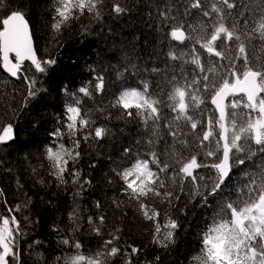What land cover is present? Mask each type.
<instances>
[{"label":"snow or ice","instance_id":"6c2138e0","mask_svg":"<svg viewBox=\"0 0 264 264\" xmlns=\"http://www.w3.org/2000/svg\"><path fill=\"white\" fill-rule=\"evenodd\" d=\"M207 4L208 0H112L110 5L106 0H56L52 21L46 25L45 49L59 47L62 32L70 31L74 22L83 25L86 12L90 23H102L105 15L119 21L138 14L126 26L136 22L147 25L155 43L141 55L139 33L126 42L113 41L111 48L118 50L119 59L110 65L112 77L105 74L107 67L100 71L98 64L86 63L84 69L91 77L86 83L72 92L66 83L58 87L74 104L65 99L63 117L54 114L57 127L48 135L57 150L45 144L43 151L36 153L39 158L46 154L48 174L53 178L49 184L42 179L38 182L54 186L57 191L52 195L63 192L70 201L67 224L51 225L58 245L67 249L56 254L55 264H160V255L141 261L142 248L119 243L123 227L109 226L100 197L92 200L97 212L86 217V224L81 222L79 201L93 188V181L68 167L71 161L75 168L81 157L77 151L81 139L75 137L82 133L83 141L88 142L94 131L95 146L114 134L107 125L93 130L92 109L81 107L82 97L96 102L98 96L101 100L96 110L106 113L105 120H110L115 110L117 119L135 123L138 132L135 142L122 147L119 159L112 160L113 175L105 174L98 181L106 180L105 187H116L115 177L121 181L119 197L128 199L113 194V215L122 206L132 205L138 206L143 221L155 222L161 211L150 208L146 201L158 198L153 203L162 206L166 218L163 231L156 222L154 230L146 227L145 232L151 236V244L167 252L176 244L182 227L177 213L187 216L189 205L199 206L208 211L197 226L196 246L183 258L184 264H264V0H211L210 7ZM143 6L150 10L142 14L141 21L139 9ZM25 7L23 0L15 6L0 0V10L8 9L0 16V61L5 72L22 80V85L13 89L20 96L19 108H10L17 120L50 95L44 79L57 64L53 56H41L34 47ZM194 10L195 23L189 19ZM83 33L90 35V28L83 26ZM26 61L30 62L27 66ZM128 77L135 79V85L126 83ZM117 84L118 89L105 102L109 85ZM39 123L37 118L32 126ZM63 128L68 129L74 144L71 149L60 143ZM14 129L11 123L2 128L0 145L16 139ZM238 168L241 171L234 175ZM65 173L73 177V192L68 191ZM41 202L50 204L44 197ZM31 203V197L23 203L28 209L24 225L15 215L0 216V264H23L20 239L30 234L26 229L39 224L38 217H31ZM127 215L125 211L117 219ZM136 218L134 215L132 220ZM77 233L96 238L95 250L83 254ZM40 243L37 239L28 247ZM133 255L137 256L135 262ZM36 256L39 260L41 253Z\"/></svg>","mask_w":264,"mask_h":264},{"label":"trees","instance_id":"16d2710c","mask_svg":"<svg viewBox=\"0 0 264 264\" xmlns=\"http://www.w3.org/2000/svg\"><path fill=\"white\" fill-rule=\"evenodd\" d=\"M8 2L15 6L21 3V0H8ZM106 2L110 5L112 0H106ZM157 2L162 3L163 0H157ZM210 2L211 0H208L206 7H210ZM23 3L26 5V18L35 37V48L39 50V55L41 56H53L57 60V64L54 71L44 79V83L50 89V95H46L39 104L23 114L18 120L12 114L10 108H19L17 101L20 96L14 93L13 89L20 87L22 80L12 79L0 67V131L4 126L11 123L15 125L16 135L15 140L10 141L6 145H0V216H8L10 218L11 215H15L21 225H24L23 217L27 214L28 209L23 208V203L31 197V217L32 219L38 217L39 224L34 228L26 229L30 234L20 239V259L23 264H55L56 254L66 252L67 249L58 245L56 233L51 231V225L53 223H60L62 226L67 224L70 201L69 196L63 192L59 196L52 195L53 192L57 191L54 186L44 187L38 182L42 179L46 184H49L53 178L48 174L50 169L46 154L43 158H39L36 153L43 151L45 144H50L53 149L57 147L56 144L51 143L52 138L48 135L49 132L57 127L54 114L63 117L65 99L74 104L72 97H64L58 87L66 83L68 84V90L72 92L77 90V86L86 83L91 78L90 73L84 69L86 63L98 64V70L100 71L107 67L108 70L105 74L112 77L114 70L110 65L119 59L118 50L111 48L113 41L120 42L124 39L126 42V38L139 33V51L141 55H144L147 49L155 43V37L152 30L147 25L142 26L140 22H136L132 27L126 26L130 21H135L138 14L134 13L131 16H125L119 21L105 15L102 23H90L89 14L86 12L85 16L82 17L83 25L77 21L74 22L70 31L62 32L59 47L49 45L45 49L44 36L48 31L46 25H50L52 21L56 0H23ZM149 10L146 6L140 7L139 16L141 21L143 19L142 14ZM7 11L8 9L0 10V16H5ZM196 18L197 13L194 10L193 16L189 19L195 23ZM200 19H205V22H207L206 18L200 17ZM83 26L90 28V35L83 33ZM109 29H111V32H109ZM29 64L28 62L25 63L26 66ZM30 70L34 71V68ZM126 83L135 85L136 82L135 79L128 77ZM118 87V84L109 85L108 91L103 96L105 102ZM77 95L82 94L77 92ZM13 96L16 97L15 100L12 98ZM100 100L101 97L99 96L96 97V102L89 100L87 97H82L81 107L85 111L92 109L90 118L95 120V124L92 125L93 130L95 126L107 125L113 129L114 134L111 137L95 142V146H92L94 131L93 137H89L88 142L83 141L82 133H77L75 138L81 139V146L77 149V151L81 152V157L75 168H73L71 161L68 165L72 171L79 170L81 178H90L93 181V188L84 192L83 199L79 201L82 216L84 217L81 222L86 224V217L97 212L92 206V200L100 197L104 210L109 217L107 221L109 226L120 224L123 227L119 243L122 245L131 244L143 249L139 253V260H151L156 255H160V264H184L183 258L196 246L195 232L197 226L202 223V217L208 209L189 205L187 216L177 213L180 216L182 227L176 235V244L167 252L151 244V236L145 232L146 227L150 231L154 230L156 222L161 224L163 231V224L166 222V218L163 215L162 206L153 203V200L158 198H151L146 201L150 208L155 207L158 211H161V215L157 217L155 222L143 221L142 213L138 214V206H122L121 210L116 212V215H113L114 206L111 205L110 200L113 194L116 193L117 198L125 201L128 199L127 197H119V184L121 181L119 177H115L117 180L116 187H105L106 180L103 183H98V181H102L105 174L113 175L110 171L112 160L119 159L122 147L135 142L138 132L135 123H125L123 119H117L115 110H113L112 118L105 120L103 116L106 113L102 114L96 110L97 102ZM37 118H40L39 126L33 127L32 123ZM62 131L64 136L60 143L69 148L73 143L72 139L67 135L68 129L63 128ZM168 139L170 140L171 138L168 137ZM162 145L163 141H161ZM22 151L23 154H21ZM92 164H95L96 167H90ZM248 167H251V165H248ZM33 168H35V171H33ZM240 171L241 169L239 168L234 169V175ZM65 175L69 180L68 191H75V187L71 185L73 177L69 173H65ZM41 197L50 201V204L42 203ZM132 204H135V202L133 201ZM9 209L14 211L10 212ZM125 211L128 215L123 217V219H117V216H122ZM134 215L137 216L135 221L132 220ZM77 235L84 245L83 254H88L95 250L97 245L96 238H91L88 235L80 236L79 233ZM37 239L42 241V243L34 245L30 249L28 245ZM127 251L131 253V248H128ZM36 253H41L39 260ZM132 260L135 262L137 256L133 255ZM188 264H191V262L189 261Z\"/></svg>","mask_w":264,"mask_h":264},{"label":"bare ground","instance_id":"6f19581e","mask_svg":"<svg viewBox=\"0 0 264 264\" xmlns=\"http://www.w3.org/2000/svg\"><path fill=\"white\" fill-rule=\"evenodd\" d=\"M10 59H12L13 62H15L14 54H10ZM73 147H74L73 144H71V145L69 146V149H71V148H73Z\"/></svg>","mask_w":264,"mask_h":264},{"label":"rangeland","instance_id":"374dc122","mask_svg":"<svg viewBox=\"0 0 264 264\" xmlns=\"http://www.w3.org/2000/svg\"><path fill=\"white\" fill-rule=\"evenodd\" d=\"M53 150H54V151H56V150H57V147H56V148H54ZM0 222H2V221H0ZM9 260H11V257H9Z\"/></svg>","mask_w":264,"mask_h":264},{"label":"water","instance_id":"95a60500","mask_svg":"<svg viewBox=\"0 0 264 264\" xmlns=\"http://www.w3.org/2000/svg\"><path fill=\"white\" fill-rule=\"evenodd\" d=\"M1 27H2V24H1ZM31 29V28H30ZM35 47V46H34ZM2 66V65H1ZM3 68V67H2ZM4 70V69H3ZM7 73V72H6ZM8 74V73H7ZM9 75V74H8ZM10 76V75H9ZM12 78H14V77H12ZM14 79H16V78H14ZM2 133V132H1Z\"/></svg>","mask_w":264,"mask_h":264}]
</instances>
